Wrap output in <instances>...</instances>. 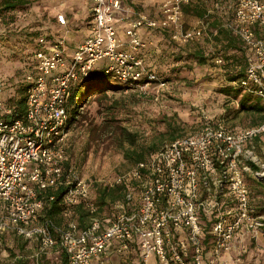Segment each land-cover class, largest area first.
<instances>
[{"label":"built area","instance_id":"built-area-1","mask_svg":"<svg viewBox=\"0 0 264 264\" xmlns=\"http://www.w3.org/2000/svg\"><path fill=\"white\" fill-rule=\"evenodd\" d=\"M88 1L91 34L83 42L70 50L64 38L38 40L42 48L35 55L36 66L25 77V116L15 117V108L0 99V244L7 233L35 239L39 254L64 249L68 264H93L110 248L124 254L133 246L144 261L155 257L159 264H205L208 249L218 260L232 250L237 235L264 234V216L256 214L246 178V172L264 178L254 145L264 125L234 132L222 122L166 143L121 176L128 192L111 217L96 215L86 227L72 219L62 225L41 220L40 193L48 189L66 188L68 206L84 201L93 207V185L80 177L67 153L73 87L102 66L135 89H165L167 82L146 67L143 54L152 43L141 31L160 30L187 45L200 40L211 21L198 19L184 29V8L192 0H163L160 18L125 7L123 0ZM123 12L130 20L129 48L122 47L116 26ZM57 19L67 24L64 14ZM225 27L252 54L240 85L264 102V0H237L234 23ZM214 60L223 62L221 57ZM249 162L261 170L253 171Z\"/></svg>","mask_w":264,"mask_h":264},{"label":"rangeland","instance_id":"rangeland-1","mask_svg":"<svg viewBox=\"0 0 264 264\" xmlns=\"http://www.w3.org/2000/svg\"><path fill=\"white\" fill-rule=\"evenodd\" d=\"M82 1L37 0L29 9L17 13V21L20 26H30L29 32L32 33L52 32L57 11L62 7L69 10ZM71 9L68 12H73ZM84 10L86 11L85 3ZM77 12L76 10L75 13ZM144 12L156 18L161 17L158 9L154 10L152 6H148ZM75 18L77 17L73 14L69 16L74 24L77 20ZM197 21L196 18L184 15V29L194 27ZM208 34L209 32H204L200 40L190 43L193 44L190 48L194 49L197 44L203 43V38ZM158 37L159 34L156 33L157 41L160 39ZM209 43L213 52V44ZM11 44L7 48L0 47L2 101H8L11 97L5 89V79L14 77L16 80L23 74L25 64V58L15 53L17 50L14 46L18 43ZM178 44L184 46L179 42ZM224 63V60L217 63L214 59L205 65L192 60H162L157 72L168 80L165 89H159L155 85L144 90L127 89L120 86V81L111 77L106 84L119 87L87 96L79 110L77 121L70 128L68 147L71 164L80 177L92 185L114 186L120 183L121 176L127 175L135 166L133 158H128L127 155L130 156L129 153L136 149L145 150L147 159L152 152L170 142L174 133L182 137L199 132L207 124L214 125L218 122L226 124L234 132L253 127L256 119L254 116L238 113L240 98L235 99L222 93V89L229 84L223 69ZM230 86L233 85L230 83ZM123 130L137 135L135 145L127 141ZM254 145L257 161L262 167L264 134ZM246 178L252 191V203L260 204L263 196L256 193L259 188L254 183L255 177L246 172ZM134 192L137 193L136 190ZM22 241L23 239L15 236L2 237L0 264H15L13 260L17 255L25 256L27 259L24 261L33 264V259L28 256H31L34 249L26 248L22 252ZM115 260L112 259V262ZM120 263L137 264L133 258ZM40 264L43 262L40 261Z\"/></svg>","mask_w":264,"mask_h":264},{"label":"trees","instance_id":"trees-1","mask_svg":"<svg viewBox=\"0 0 264 264\" xmlns=\"http://www.w3.org/2000/svg\"><path fill=\"white\" fill-rule=\"evenodd\" d=\"M36 1L37 0H0V47L7 48L14 42L15 44L18 43L14 46L15 50L20 51L21 48L27 50V53L15 51V53H19L25 58V64L22 70L23 74L16 80H14V77H7L5 79V89L11 97L8 101H3L5 104L15 108V117L21 118L25 116L26 111V94L28 90V84L25 79L26 73L34 70L36 66L35 55L42 48L38 40L42 36H45L49 41L55 40L54 35L49 34V31L44 33H32L29 32V29H31L30 26H20V24H18L17 18L19 15H17V13L29 9ZM236 7L237 0H192V3L184 8L185 15L196 19L207 18L208 21L211 20L208 30L209 34L206 38H203L204 42L197 44L194 49H191L190 47L193 44L180 46L178 42L174 41L167 33L155 30V32L159 34L158 39H160L156 41L154 45L149 46L143 55L146 67L156 72L160 80L167 83V78L161 76L159 72H157L159 71L158 64L162 60H192L200 65H205L209 60L221 57L225 61L223 69L225 70L226 79L229 83L222 89V93L235 99L240 98L238 113L241 112L254 116L256 118L254 120L255 124L253 127L249 128H256L264 125V102L253 91H248L240 85L241 79L246 75V69L252 58V54L241 38L237 36L231 28L225 27L226 25L232 27L235 20ZM212 8H214V11L211 14L209 10ZM212 30H217V34L215 35ZM209 42L213 44V52L210 48L212 45ZM30 47L31 49L33 48L34 51H30ZM110 78L111 76L105 73L103 67L98 66L86 80L78 82L73 87L68 104V129L77 121L79 110L87 96L104 93L115 87H119L107 85L106 82ZM144 82L145 81L142 83ZM230 83L233 86H230ZM120 86L127 89L136 88V85H132L129 82H121ZM10 89H13V91ZM123 132L127 137V141L135 145L137 135L127 130H123ZM263 134L257 136L254 143L259 140ZM176 138H178V136L174 133L171 141ZM158 150H160V148L150 155L156 153ZM144 151L145 150L142 149H136V151L134 150L129 153L130 156L126 155L128 158H133L136 165L146 159ZM67 153L71 158L69 147H67ZM249 165L253 171L261 170V167L254 162H249ZM67 168H70V163L67 164ZM254 183L259 188L256 193H258V195L262 194L263 201H260V204H252L256 209V214L264 216V178H254ZM65 192L66 188L61 187L59 189H48L40 193V196L44 200V207L40 216L42 221L50 219L62 225L72 219L76 220L81 227H86L89 225L91 218L96 215L100 218L111 217L115 212L114 206L116 203L125 200L128 186L125 182H120L114 186L94 184L90 198L91 206H93L92 208L84 201L73 206H68L63 197ZM258 195L255 194L256 197ZM51 196L55 197L54 200H50ZM92 209H94V212H92ZM57 248L62 252V262L68 264V256L64 249L61 247ZM18 264L24 263L20 260Z\"/></svg>","mask_w":264,"mask_h":264},{"label":"crops","instance_id":"crops-1","mask_svg":"<svg viewBox=\"0 0 264 264\" xmlns=\"http://www.w3.org/2000/svg\"><path fill=\"white\" fill-rule=\"evenodd\" d=\"M163 0H123L125 7L131 6L136 11H146L148 6H152L154 10L159 11V16L161 15V5ZM84 3L86 5V11L84 10ZM74 7V8H73ZM72 8V9H71ZM73 12H68L69 10ZM69 10L63 7L56 13V22L53 26V31L49 34L54 35L55 39L64 38L68 49H73L75 46L83 42L91 34V26L89 25L92 19L91 3L88 0H83L80 4H75L69 8ZM76 10L78 11L77 13ZM214 8L210 9L209 12L212 14ZM59 14H64L67 19V24L62 25L57 17ZM73 14L77 18L76 23L74 20L69 19V16ZM129 16L126 12L119 15L116 26L118 30V36L122 41V47L129 48V39L126 35V30L129 24ZM141 37L144 40H148L152 45L156 43V32L155 30H145L141 31ZM6 45V44H5ZM33 48L30 51H32ZM34 51V50H33ZM27 53L26 49L21 48L20 53ZM5 235L15 236L19 239H23L20 250L23 252L26 248L34 249L31 252V257L33 259V264H59L61 260V251L55 247L48 254H39L40 245L35 239H26L24 237L17 236L13 233H7ZM3 235V237L5 236ZM25 241V242H24ZM28 244V246H27ZM254 246V247H253ZM133 258L134 263L137 264H159L155 257H149L144 261L141 254L136 246H133L128 252L124 254L117 253L113 248L109 249L107 255L103 256L100 260H95L93 264H121L120 262H127V260ZM25 256L17 255L14 260L17 264L20 260L25 264H29V261L25 262ZM112 259H116L112 262ZM219 260V261H218ZM216 260L213 253L208 249L205 254V264H264V234L261 232H245L244 234L237 235L233 248L231 251L222 254V256Z\"/></svg>","mask_w":264,"mask_h":264}]
</instances>
